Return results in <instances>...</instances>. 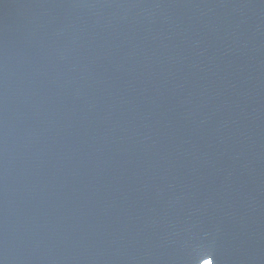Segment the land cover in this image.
<instances>
[{"label": "water", "instance_id": "95a60500", "mask_svg": "<svg viewBox=\"0 0 264 264\" xmlns=\"http://www.w3.org/2000/svg\"><path fill=\"white\" fill-rule=\"evenodd\" d=\"M0 264H264V0H0Z\"/></svg>", "mask_w": 264, "mask_h": 264}]
</instances>
